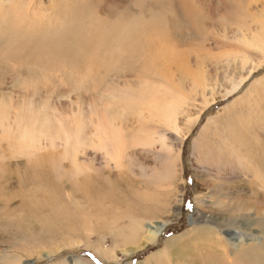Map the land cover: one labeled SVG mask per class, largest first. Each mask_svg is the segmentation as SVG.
<instances>
[{
  "label": "rangeland",
  "instance_id": "obj_1",
  "mask_svg": "<svg viewBox=\"0 0 264 264\" xmlns=\"http://www.w3.org/2000/svg\"><path fill=\"white\" fill-rule=\"evenodd\" d=\"M30 1L49 28L66 24L52 12L69 0L23 3ZM139 1L94 0L93 13L86 8L81 20L93 23L97 10L112 20L111 11L127 6L138 16ZM12 2L0 0V7ZM191 4L203 34L182 18L175 27L170 13L144 14L154 28L153 48L132 68L35 65L28 71L16 62L0 68V264H193L224 249L232 257L231 229L244 246L264 245V186L252 183L243 165L225 170L202 161L210 156L204 142L226 115L255 122L244 134H259L264 146V103L255 102L264 99L263 53L254 43L264 32V0ZM94 27L84 34L94 36ZM135 101L144 102L132 109ZM170 109L174 125L164 119ZM27 127L41 134L36 142L24 139ZM116 129L123 144L115 158L95 141ZM249 183L260 192L252 195ZM233 205L240 227L218 226L222 210ZM158 223L165 226L151 242L150 228ZM203 224L212 227L211 240L198 233Z\"/></svg>",
  "mask_w": 264,
  "mask_h": 264
},
{
  "label": "bare ground",
  "instance_id": "obj_2",
  "mask_svg": "<svg viewBox=\"0 0 264 264\" xmlns=\"http://www.w3.org/2000/svg\"><path fill=\"white\" fill-rule=\"evenodd\" d=\"M23 2L24 0H13L12 4L8 8H2V6L0 7L1 69L8 68V64L13 62H16L19 66L27 67L28 71H34L35 65L49 67H75L79 65L80 68H86L87 66L96 64L99 65V67L102 65L114 68H132L136 66V63L140 61L141 57L146 58L150 52L149 50L153 48V46H148V44L149 36L151 35L150 31L154 32V30H152L154 28L149 27L148 21H145L144 14H149L150 17L155 18L157 14L160 16L162 13L164 15L167 12L171 14L170 18L172 21H174L173 24L175 27H177L179 23V18L180 22L182 18V20H185L189 23L193 33L203 34L204 31L199 23L200 13L191 4L193 0H155V2L158 3L157 8L154 5L156 9L154 7L145 5V3H143L141 0L138 3V7H140L139 9H142V12L139 11L140 15H130L131 8L130 6H127L124 9L111 11L110 17L113 18L112 20H107L108 18L103 20L102 18L98 17V14L101 13V11L97 10V14L93 23L88 22V25L91 24L89 27L86 22L81 20V18L86 11V8H91L93 6V13L96 2H94V0H69V2L64 3V5H57V12H52L54 15H58V18H63L62 20L66 22V24L58 28H49L48 25L50 24L45 22V24H48L45 25L43 22L39 21V6H37L35 3L30 1L28 4L25 3L24 5ZM12 13L15 17L12 19V21L7 23L6 16ZM71 18H75V20L69 21ZM44 19H46V17ZM94 25L95 35L93 36L90 34L86 36V32H92L91 30H93ZM108 42H110V44ZM254 43L257 49L263 53V59L259 65L262 67L264 64V32L262 37L257 38ZM91 50L94 52H91ZM9 68L14 67L12 66ZM256 68L257 67H253L252 70L249 71L248 77L254 72L253 70H257ZM148 70L150 69H147V71ZM13 74L14 73L11 75ZM27 75L29 76V73ZM26 77L27 76L25 75V79ZM246 77H244V79H242L237 84L235 83L231 90L226 91L225 96L231 95L237 91L244 80H246ZM143 102L144 101H135L132 103L131 108L134 109ZM255 102L262 104L264 103V99L261 102H258L257 100H255ZM246 118L247 117L245 115L240 116L233 114L229 115L228 117L226 115L220 118L213 125L208 138L204 142L206 144V149L204 148V154L210 156L208 158L206 156L207 160L203 159L202 161L203 163H211L218 169L223 167L225 170H229V167L232 166L233 169L238 168L240 171V166L243 165L247 167L246 173L249 172L251 173V176H254L252 183L258 180L259 183L264 186V146H261L260 142L258 141L259 134H252V136L244 134V132L248 130L247 128L252 129L256 126L255 122L252 125H248L247 122L249 121H247ZM164 119L166 124H176L175 117L172 115L171 109L169 112H165ZM259 125H261V122ZM192 126L193 124L191 125L190 123V129ZM35 130V127L25 130L24 139L26 141L36 142L35 140L37 139V136H41V134L38 132V130ZM120 134L121 131L116 129L115 131L113 130L112 133H107L104 135L102 134L99 140L95 142L107 151L111 152L112 157L113 155L115 157V153L118 154L120 152L123 144V138L120 136ZM81 141L83 144L86 143L85 135L81 136ZM24 147L26 148V146ZM22 153L24 154V152ZM179 156H181V154ZM225 163L229 164V166L223 165ZM180 171L182 173V166ZM235 173H238V171ZM235 187L231 188L229 186V192H231L230 190H233L234 192L236 189L241 193V190ZM223 188L225 187L223 186ZM249 189L251 190L252 195L256 192V190L259 191L258 189L254 188L253 184L250 183ZM259 192L256 194L258 195ZM259 197L262 196L259 195ZM164 208L166 209V204H164ZM238 209L239 208L235 205L231 206V208L227 207L226 209H223L221 214L222 216L219 219H216L217 225L222 228L229 226H234L236 229L239 228L241 224V220L239 221V219L242 218V215L238 213V211L235 212ZM205 224H203L201 228L198 229V233L200 234L201 238L202 236L209 238L212 234H215L212 231V227L207 226L208 224L205 226ZM164 226V223H158V226L155 228H150V235L147 237V239L151 240V242L156 241V238L159 237V234L162 231L161 228ZM228 231H231L229 233L231 236H233L232 239L234 240V242H232V246L236 249L232 257L228 256L229 251L224 249L222 250L223 252L216 254L211 253L208 257H205L201 260H199L200 258L195 257L194 259L196 260H192L193 264H264V245L257 244L244 246L242 245L243 242L237 241L238 237L240 236L239 233H236L232 229ZM137 235L138 230L134 231L133 237L136 238ZM129 237L130 241H133L131 244H134L135 241L131 236ZM215 240L220 242L219 246L224 243V241L218 239V237ZM173 243L175 244V241L171 242L170 245H174ZM136 249H138V247H135V249L133 248L132 251H135ZM105 251L109 250L106 249ZM205 251H210V248L206 249ZM161 259L164 260V258Z\"/></svg>",
  "mask_w": 264,
  "mask_h": 264
}]
</instances>
